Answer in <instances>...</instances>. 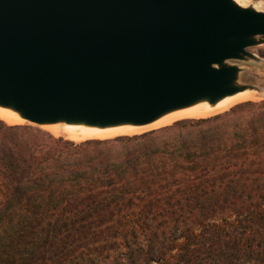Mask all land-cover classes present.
<instances>
[{
    "label": "trees",
    "instance_id": "trees-1",
    "mask_svg": "<svg viewBox=\"0 0 264 264\" xmlns=\"http://www.w3.org/2000/svg\"><path fill=\"white\" fill-rule=\"evenodd\" d=\"M154 259L264 264V101L78 144L0 120V264Z\"/></svg>",
    "mask_w": 264,
    "mask_h": 264
},
{
    "label": "water",
    "instance_id": "water-1",
    "mask_svg": "<svg viewBox=\"0 0 264 264\" xmlns=\"http://www.w3.org/2000/svg\"><path fill=\"white\" fill-rule=\"evenodd\" d=\"M264 12L233 0H0V106L36 126L147 125L252 90Z\"/></svg>",
    "mask_w": 264,
    "mask_h": 264
},
{
    "label": "bare ground",
    "instance_id": "bare-ground-1",
    "mask_svg": "<svg viewBox=\"0 0 264 264\" xmlns=\"http://www.w3.org/2000/svg\"><path fill=\"white\" fill-rule=\"evenodd\" d=\"M235 4H240V0H233ZM255 99V92L245 90L237 92L233 95L224 96L214 103L203 99L194 104L170 111L160 116L155 121L142 126L121 124L110 127L89 126L83 123H58L52 125H40L45 128L54 137H63L66 140L86 141V140H106L119 136H133L148 131L160 129L173 123L185 119H197L202 117H210L216 114L224 113L232 107ZM207 117V118H208ZM0 120L9 125H23L26 120L21 114L9 107L0 106ZM59 136H56L58 135Z\"/></svg>",
    "mask_w": 264,
    "mask_h": 264
},
{
    "label": "rangeland",
    "instance_id": "rangeland-1",
    "mask_svg": "<svg viewBox=\"0 0 264 264\" xmlns=\"http://www.w3.org/2000/svg\"><path fill=\"white\" fill-rule=\"evenodd\" d=\"M240 4L245 8L252 7L257 11L264 12V0H240ZM247 51L251 53L252 55H254L256 59L248 60L245 62H232V63L238 65L239 68L241 69V72L239 75V78H240L239 83L242 85L251 87L252 88L251 91L255 92V99L249 100V101L261 102V101H264V44L251 47L247 49ZM207 117H202V118H207ZM23 125H29L34 128H38L42 131L48 132L45 128H42V127H39L33 124L25 123ZM56 136H59V134ZM72 141L78 144V143L83 142L84 140L80 142V141H75L72 139ZM181 237H182V233L180 231H175L174 235L171 236V240L175 242H182ZM153 261L154 262L151 264H156L158 260L154 259ZM226 264H257V261H250V262L246 261L245 262V260H243L240 263L232 261Z\"/></svg>",
    "mask_w": 264,
    "mask_h": 264
}]
</instances>
